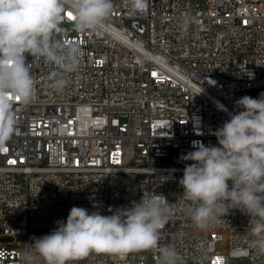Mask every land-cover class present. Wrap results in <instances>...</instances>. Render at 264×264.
I'll return each instance as SVG.
<instances>
[{
  "label": "built area",
  "instance_id": "2783aa9c",
  "mask_svg": "<svg viewBox=\"0 0 264 264\" xmlns=\"http://www.w3.org/2000/svg\"><path fill=\"white\" fill-rule=\"evenodd\" d=\"M114 3L96 33L74 31L65 14L59 38L82 55L63 93L49 88L53 66L38 60L35 100L14 102L17 131L0 149V264H20L33 230H54L73 206L97 203L110 215L144 189L172 205L160 244L174 245L182 264H264L245 254V213L231 210L201 231L179 185L193 142L217 145L212 133L235 101L264 92V0H149L144 13ZM158 253L91 254L75 264H159Z\"/></svg>",
  "mask_w": 264,
  "mask_h": 264
},
{
  "label": "clouds",
  "instance_id": "9594fccd",
  "mask_svg": "<svg viewBox=\"0 0 264 264\" xmlns=\"http://www.w3.org/2000/svg\"><path fill=\"white\" fill-rule=\"evenodd\" d=\"M123 3L132 13L149 6V0ZM114 7V0H0V149L17 131L14 102L28 105L36 98L33 62L53 66L48 81L55 93H63L68 74L78 68L80 45L59 38L65 14L71 13L74 31L96 33ZM212 134L217 145L194 141L193 150L180 157L185 167L179 185L188 215L207 231L231 210H240L249 217L251 233L245 254L264 256V92L237 99ZM92 207L73 206L54 230L28 243L20 264H75L91 254L123 257L157 249L159 264H182L174 245L160 244L172 208L163 194L144 189L129 206H109L110 215L102 214L97 203Z\"/></svg>",
  "mask_w": 264,
  "mask_h": 264
},
{
  "label": "rangeland",
  "instance_id": "374dc122",
  "mask_svg": "<svg viewBox=\"0 0 264 264\" xmlns=\"http://www.w3.org/2000/svg\"><path fill=\"white\" fill-rule=\"evenodd\" d=\"M262 89L255 90L256 92L261 91ZM52 231V229L48 228H41V229H34L33 232L37 235V237L48 234ZM2 241L9 244L16 245L17 243H20L22 247L26 245V238L24 236H6L2 238ZM227 241L224 242V245H226ZM224 251H227V248L224 249Z\"/></svg>",
  "mask_w": 264,
  "mask_h": 264
},
{
  "label": "snow or ice",
  "instance_id": "6c2138e0",
  "mask_svg": "<svg viewBox=\"0 0 264 264\" xmlns=\"http://www.w3.org/2000/svg\"><path fill=\"white\" fill-rule=\"evenodd\" d=\"M154 75H155V73H154ZM9 163H15V161H9Z\"/></svg>",
  "mask_w": 264,
  "mask_h": 264
}]
</instances>
